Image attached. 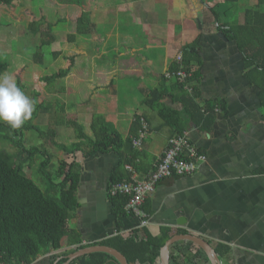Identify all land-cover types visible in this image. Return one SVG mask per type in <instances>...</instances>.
I'll list each match as a JSON object with an SVG mask.
<instances>
[{
	"label": "crops",
	"instance_id": "obj_1",
	"mask_svg": "<svg viewBox=\"0 0 264 264\" xmlns=\"http://www.w3.org/2000/svg\"><path fill=\"white\" fill-rule=\"evenodd\" d=\"M64 6L70 24L65 40L82 37L83 56L80 70L68 73L65 83L67 96L81 97L82 104L69 107L66 114L86 125L100 115L124 138H131V127L140 129L132 139L140 151L135 163L139 170L126 166L138 179L155 167L172 135L159 116L160 108L182 112V99L191 91L187 86L165 93L149 106L152 90L177 82L171 67L179 55L183 66L182 50L198 42L197 103L202 107L219 101L224 110H218L210 128L187 120L184 132L205 160L195 172L157 184L143 203L148 214L145 227L153 236L162 228L173 234L184 230L203 237L214 249L224 246L221 264H264V173L255 172L264 166V116L259 89L244 77L242 55L220 28L223 17L215 20L211 11L215 7L229 15L227 5L223 0H84L82 6ZM198 66L193 64V70ZM77 159L82 166L78 206L67 229L78 234L82 244L117 233L131 235L138 226L128 217H114L107 194L118 155ZM70 240L63 237L58 250L40 255L33 264H48L53 256L57 264L63 253L78 246Z\"/></svg>",
	"mask_w": 264,
	"mask_h": 264
},
{
	"label": "trees",
	"instance_id": "obj_2",
	"mask_svg": "<svg viewBox=\"0 0 264 264\" xmlns=\"http://www.w3.org/2000/svg\"><path fill=\"white\" fill-rule=\"evenodd\" d=\"M14 1L16 0H0V4L8 5ZM59 2L63 5L82 6L84 0H59ZM223 3L227 5L229 15L226 12L220 13L215 7L211 11L215 20L223 17L224 23L220 28L223 29L229 41L235 43L237 50L241 53L243 75L251 85L259 89L258 98L264 116V0H223ZM239 15H242V20H239ZM75 38L77 37H74V40ZM71 40L74 41L73 38ZM53 41L54 35H49L45 42H48L50 46ZM198 49V42H195L182 50L183 66L181 61L177 60L171 67V75L177 81L174 85L169 86L165 82L161 88L152 90L153 96L149 106H152L153 102L165 93L182 91L187 86L191 90L182 99L184 105L182 112L169 108L159 110V116L172 130L171 137L184 133L188 119L205 124L210 128L218 110H224L223 104L219 101L206 102L202 107L197 103L201 80ZM52 54L55 57L59 55L58 52H52ZM35 57L39 60L41 58L40 55ZM193 64L199 65L197 69L193 70ZM6 67L7 64L0 61V74ZM178 71H183L188 75L183 82L179 81L176 75ZM66 73L63 70L57 75L45 77L44 81L51 83L56 77L62 79ZM17 85L20 87L19 82ZM51 105L38 103L31 118L26 120L20 128L14 129L7 122L0 121V143H3L0 148V264H33L40 255L50 250H58L65 236L71 239L69 243L76 242L78 246L76 249L63 253L64 257L57 264L65 263L69 253L93 245H105L116 249L125 256L129 264H159L160 250L165 242L176 234L186 232L177 230L173 234L170 229L162 228L158 236L151 235L146 227L141 225L139 217L125 210L128 196L119 193L111 194L113 185L132 180L134 172L126 166H131L135 171L139 170L135 163L137 159H140V151L133 145L132 139L137 137L140 129L137 130L135 126L131 127V138H124L117 130L112 129L111 125L100 115H94L89 125L74 119H65L62 115L57 116L56 126L74 128L72 138L74 141L69 148L58 142L56 131L49 136H53L52 142L65 154L72 155L73 160L69 163L59 160L57 169L51 174L47 171V167L53 155L47 150H41L38 146L26 147L24 145V132L38 130L39 126L34 123V120L39 115L50 112L49 106ZM57 106L63 107L62 105ZM137 121L140 127L141 122ZM6 143L12 144L17 151L15 153L5 151L3 145ZM110 152H115L119 157L107 186L111 212L115 218L128 217L138 227L129 236L117 233L100 242L82 244L78 234L66 227L67 221L75 215L78 206L76 195L81 180L82 166L76 157L78 153L87 159L97 154ZM38 153L45 157L38 171L46 177L47 186L44 190L25 173L27 164L32 165ZM153 170L154 167L151 172ZM255 172L264 173V166L257 168ZM142 209L145 212L144 206ZM146 216L148 217L147 213ZM215 251L221 258L227 248L217 245ZM55 259V256L50 257L48 264H53ZM202 260L210 262L206 253L193 242L180 241L171 246L170 264H198ZM110 262L118 264L111 255L95 252L76 258L68 264H109Z\"/></svg>",
	"mask_w": 264,
	"mask_h": 264
},
{
	"label": "rangeland",
	"instance_id": "obj_3",
	"mask_svg": "<svg viewBox=\"0 0 264 264\" xmlns=\"http://www.w3.org/2000/svg\"><path fill=\"white\" fill-rule=\"evenodd\" d=\"M65 5L73 8L70 4ZM72 8L70 12H78V9ZM67 10L58 0H16L8 5L0 4V61L7 64L2 74L7 73L15 78L16 83H20L25 95L35 101L34 108L41 102L47 106L53 103L49 106L50 112L41 114L34 120V123L39 126L38 130L24 132L26 147L38 146L41 150H47L53 155L47 167V171L51 174L57 169L59 160L69 163L72 156L59 150L52 142L53 136L49 135L56 131L58 142L69 148L74 141L72 139L74 128L58 127L55 125V120L59 115L65 116V119H71V116L66 114V110L82 104L81 97L71 98L67 96L65 90V83L69 79L67 77L72 71L80 70L83 60L80 54L82 37L76 38L71 43L65 40V30L70 27L65 15ZM239 20H242V15H239ZM49 35H54L56 39L54 42L58 41L59 47L54 43L49 46L48 42H45ZM55 50H60L61 56L55 57L52 54ZM72 51L75 52L74 56L71 55ZM36 55H40V60L35 57ZM107 57H110V54ZM63 70L67 73L62 79L56 77L51 83L44 81L45 77L57 75ZM78 84L80 85V82ZM2 144L1 142L0 148ZM3 148L9 153L17 151V148L10 143L4 144ZM38 154L32 165L27 164L25 173L44 190L47 186L46 177L38 171L45 157L41 153ZM77 158H81L79 153Z\"/></svg>",
	"mask_w": 264,
	"mask_h": 264
},
{
	"label": "built area",
	"instance_id": "obj_4",
	"mask_svg": "<svg viewBox=\"0 0 264 264\" xmlns=\"http://www.w3.org/2000/svg\"><path fill=\"white\" fill-rule=\"evenodd\" d=\"M177 60H181L180 55L177 56ZM176 75L181 82L188 76L183 71H178ZM204 160L205 156L198 153L195 146L189 141L186 132L173 136L169 139L163 156L151 173L143 179H138L134 175L129 182L113 185L111 187V194L115 195L119 193L127 195L128 201L125 210L139 217L141 225L145 226L148 220L142 206L147 196L155 190L157 184L166 177L173 175L186 176L195 172L198 168V163Z\"/></svg>",
	"mask_w": 264,
	"mask_h": 264
},
{
	"label": "clouds",
	"instance_id": "obj_5",
	"mask_svg": "<svg viewBox=\"0 0 264 264\" xmlns=\"http://www.w3.org/2000/svg\"><path fill=\"white\" fill-rule=\"evenodd\" d=\"M35 101L30 99L17 85L15 78L0 74V121L12 128H20L31 118Z\"/></svg>",
	"mask_w": 264,
	"mask_h": 264
},
{
	"label": "water",
	"instance_id": "obj_6",
	"mask_svg": "<svg viewBox=\"0 0 264 264\" xmlns=\"http://www.w3.org/2000/svg\"><path fill=\"white\" fill-rule=\"evenodd\" d=\"M179 241L193 242L206 253L211 264H221L214 247L203 237L191 233L176 234L168 239L160 250L159 264H170V247ZM95 252H104L111 255L118 264H129L123 254L116 249L105 245H93L78 249L71 253L68 256V260L63 264H68L76 258Z\"/></svg>",
	"mask_w": 264,
	"mask_h": 264
}]
</instances>
